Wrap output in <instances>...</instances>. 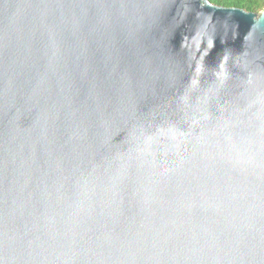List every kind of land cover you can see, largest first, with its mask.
<instances>
[{"label": "water", "instance_id": "95a60500", "mask_svg": "<svg viewBox=\"0 0 264 264\" xmlns=\"http://www.w3.org/2000/svg\"><path fill=\"white\" fill-rule=\"evenodd\" d=\"M0 264H264V9L0 0Z\"/></svg>", "mask_w": 264, "mask_h": 264}, {"label": "trees", "instance_id": "16d2710c", "mask_svg": "<svg viewBox=\"0 0 264 264\" xmlns=\"http://www.w3.org/2000/svg\"><path fill=\"white\" fill-rule=\"evenodd\" d=\"M211 3L227 8L244 9L247 12L259 13L264 9V0H209Z\"/></svg>", "mask_w": 264, "mask_h": 264}]
</instances>
